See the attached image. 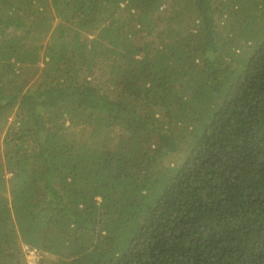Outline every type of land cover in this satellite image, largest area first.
Wrapping results in <instances>:
<instances>
[{"label": "trees", "instance_id": "trees-1", "mask_svg": "<svg viewBox=\"0 0 264 264\" xmlns=\"http://www.w3.org/2000/svg\"><path fill=\"white\" fill-rule=\"evenodd\" d=\"M264 264V0H0V264Z\"/></svg>", "mask_w": 264, "mask_h": 264}, {"label": "rangeland", "instance_id": "rangeland-1", "mask_svg": "<svg viewBox=\"0 0 264 264\" xmlns=\"http://www.w3.org/2000/svg\"><path fill=\"white\" fill-rule=\"evenodd\" d=\"M40 256V254H35L34 251L29 253V255L27 256V264H38Z\"/></svg>", "mask_w": 264, "mask_h": 264}, {"label": "clouds", "instance_id": "clouds-1", "mask_svg": "<svg viewBox=\"0 0 264 264\" xmlns=\"http://www.w3.org/2000/svg\"><path fill=\"white\" fill-rule=\"evenodd\" d=\"M27 260V259H26Z\"/></svg>", "mask_w": 264, "mask_h": 264}]
</instances>
